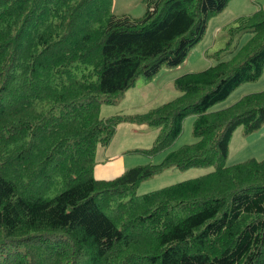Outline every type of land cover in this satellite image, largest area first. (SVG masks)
<instances>
[{
    "label": "trees",
    "instance_id": "16d2710c",
    "mask_svg": "<svg viewBox=\"0 0 264 264\" xmlns=\"http://www.w3.org/2000/svg\"><path fill=\"white\" fill-rule=\"evenodd\" d=\"M0 0V264H264V159L227 166L233 133L264 125V90L208 110L264 71V10L236 18L228 61L173 80L179 97L145 114L100 117L141 77L181 65L230 0ZM250 33L240 49L234 40ZM84 69L80 77L77 72ZM193 115L196 142L156 165L94 177L122 123L159 129L168 150ZM214 167L142 195L170 169Z\"/></svg>",
    "mask_w": 264,
    "mask_h": 264
},
{
    "label": "rangeland",
    "instance_id": "374dc122",
    "mask_svg": "<svg viewBox=\"0 0 264 264\" xmlns=\"http://www.w3.org/2000/svg\"><path fill=\"white\" fill-rule=\"evenodd\" d=\"M252 6V4H248L246 6V9H250ZM145 10L146 9L143 0H113L112 13L116 17L140 19L144 16ZM229 25L230 24L221 27L220 32L217 36H214V33H212V26L208 27L205 35L202 38V41H200L199 45L197 46V48L202 47L205 49L204 51L206 54L203 55L202 64L208 62L209 65L212 66L215 65L218 61L230 60L232 54H228L225 52L219 60H215L212 57L213 53L226 48L228 42L227 27ZM250 38V33H244L240 35L234 40L233 44H231V48L234 46V50L240 49L250 40ZM184 62L174 69H161V71L150 82H146L140 77L135 82L134 86L125 93L124 97L119 102L112 105H102L100 108V117L107 118L113 115L145 114L165 103L176 99L180 94L177 90L174 89L173 80L186 73H191L189 72L190 68H187V63ZM204 67L205 66L201 65L196 66L192 69V71H203L205 70ZM82 73H85L83 68H81V70L77 72V76L80 77ZM246 88H251L249 90L250 92H248ZM263 90L264 71L261 78L258 79L257 82L255 81L254 83H245L239 86L225 100L211 107L208 112H215L227 108L238 101L244 95L257 93ZM193 121V115L187 117L183 122L181 136L173 143V145L168 150L156 155H147L145 153H142L141 151H132L136 150L135 147H139L140 150H147L151 148L155 138L159 133L158 128L148 127L145 125L122 123L125 125L119 127V131H117L112 145L109 147V149L104 148L103 152H105L106 150H115V148H117L115 151L111 152L116 153L125 148L124 156L111 163V166H113L112 168H116L117 166L122 164L125 165V170H129L137 166L144 167L159 164L165 158L166 154L169 151L178 149L183 145H189L196 142L197 139L192 135ZM132 128L136 130V133L140 134L139 137L136 135L133 136L134 130ZM137 138H139L137 142L140 143L141 146H138L134 143L133 140ZM122 142H125L124 146H121ZM102 158L103 157L99 159L101 160ZM252 158L257 161H261L264 159V125L256 132L247 136H244L242 134L241 128H238L233 133L229 144V154L226 164L227 166H232L234 164L241 163ZM213 170V166L207 168H191L183 171L172 169L170 171L172 175H169V177H166L168 175L163 174L142 182L137 189V194L142 195L175 183H179L181 181L198 178L212 172Z\"/></svg>",
    "mask_w": 264,
    "mask_h": 264
},
{
    "label": "crops",
    "instance_id": "0c3cea01",
    "mask_svg": "<svg viewBox=\"0 0 264 264\" xmlns=\"http://www.w3.org/2000/svg\"><path fill=\"white\" fill-rule=\"evenodd\" d=\"M248 4H252L253 6L250 9H246V6ZM259 9H263L264 10V0H230L227 7L218 15L212 17L208 24H207V29L208 27L212 26V33H214V36H217L218 33L220 32V28L231 24V22H233L236 18L240 17V16H246V15H250L253 12L259 10ZM218 17V18H216ZM215 19V20H214ZM214 21V22H213ZM206 29V30H207ZM202 41V40H201ZM200 43V42H199ZM199 43L195 46V48L191 51V54H189L185 60L184 63H187V68H190L189 72H193L192 69L196 66H205L204 69L208 68L210 65L208 62H205V64H202V58L203 55H205V49L204 48H197V46L199 45ZM200 47V46H199ZM199 49V50H197ZM196 51V52H195ZM194 53V54H193ZM196 53V54H195ZM192 55V56H190ZM194 55V56H193ZM190 56V58H189ZM170 73V72H168ZM187 74V73H186ZM171 78H172V74H171ZM251 88H246V90L248 92H250ZM247 92V93H248ZM125 124H120L117 126V130L115 133V136L113 137L111 143L109 144V146L105 147L106 149H109V147L112 145V142L114 140V138L116 137L117 131H119V127L123 126ZM133 129V128H132ZM125 130V129H124ZM133 136L136 135L139 137V133H136V130L133 129ZM136 133V134H135ZM139 138L134 139V143L137 144L138 146H141L140 143H138ZM125 142H122L121 146H124ZM136 149H139V147H135ZM103 147H98L97 148V153H96V165L94 168V177L98 180H110L118 175H120L121 173H123L125 171V165H119L116 168H112L113 166H111V163L116 161L117 159H119L120 157L124 156V149H121L120 151L116 152V153H111L113 151H115L117 148H115V150H106L105 152H103ZM111 149V148H110ZM107 153V154H105ZM103 157L101 160L99 158ZM104 160V161H103ZM172 169L165 171L164 173L160 174V175H168L166 177H169V175H172V173L170 172ZM166 173H170V174H166Z\"/></svg>",
    "mask_w": 264,
    "mask_h": 264
},
{
    "label": "clouds",
    "instance_id": "9594fccd",
    "mask_svg": "<svg viewBox=\"0 0 264 264\" xmlns=\"http://www.w3.org/2000/svg\"><path fill=\"white\" fill-rule=\"evenodd\" d=\"M156 177V176H155Z\"/></svg>",
    "mask_w": 264,
    "mask_h": 264
}]
</instances>
